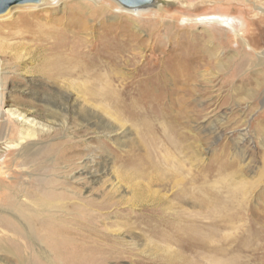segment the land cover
<instances>
[{
	"label": "rangeland",
	"instance_id": "rangeland-1",
	"mask_svg": "<svg viewBox=\"0 0 264 264\" xmlns=\"http://www.w3.org/2000/svg\"><path fill=\"white\" fill-rule=\"evenodd\" d=\"M34 6L38 5H17L8 11L10 16L5 17L8 12L0 14V89L4 94L0 103L3 110L0 115V262L7 254L2 248H8L21 254L22 264H66L60 250L49 243L53 223L73 226L70 237H76L79 227L83 233L105 234V227L115 229L120 222L146 223L148 207L142 203L125 204L130 193L125 184L120 183L134 152L130 137L137 136L129 125L131 122L110 136L83 127L75 118L72 106L99 105L88 93V86L94 87L95 79L78 72L73 79L78 80L81 88L78 85L76 90L71 88L70 96L61 100L55 88L59 85L39 70L45 57L59 52L67 54L72 49L82 50L88 44L93 51L90 57H94L100 49L106 52L134 32L141 39L140 65L155 64L157 70L164 68L171 76L182 65L180 60L173 59L175 55L200 34H207L204 42L217 47L216 54L223 65L204 71V82L178 81L168 86L166 94L154 92L151 104L163 103L169 96L176 98L177 91L184 88L205 89L185 107L187 116L182 120L183 128L188 129L193 139L202 140L201 146L197 143L193 146V154L200 156L206 165L208 196L230 202L229 195L233 194L244 205L231 206L233 212L240 209L244 217L206 230L210 245L220 242L226 253L210 258L207 252L208 259L204 261L225 264L231 259L237 264H264V175L261 173L264 170V0H155L152 5L137 10H130L117 0H61L56 8L43 11L35 10ZM212 15L235 19L236 32L221 22H196L198 18ZM58 27L72 30L76 35L70 39L78 41V45H71L70 39H64L65 44L55 40L52 36ZM86 39L89 42L85 43ZM129 42L133 43V37L127 39V45ZM54 44L58 45L57 49ZM234 65L240 66L234 68ZM126 71L131 73L130 68ZM143 99L147 100L148 96ZM53 101L65 107V116L53 125L55 129L40 132L32 139L31 142H35L32 148L24 151L12 148L23 131L32 129L31 125L17 122L15 116L22 114L27 120L31 119V124L37 121L41 127H46V104ZM200 105L205 108L204 112H198ZM65 120L69 123L61 127ZM201 125L202 131H199ZM123 134H127L129 140L125 147L113 141ZM100 141L104 145H100ZM89 158L102 165L86 164ZM226 160L232 161L234 167L219 170L225 167ZM88 167L96 170L97 178L86 175ZM191 167L193 160L192 165L189 163L176 171L186 176ZM241 186L245 188L240 189ZM189 210L193 215L197 213L194 208L189 207ZM210 210L208 207L203 214L207 225L218 219ZM24 212L31 213L33 224V234L25 240L36 251L40 246L47 248L50 255L43 261L27 243L17 238L10 225L20 223L19 218L25 220ZM74 218L76 221L72 220ZM70 220L71 224L67 222ZM61 237L64 236L54 239ZM73 244L75 242L68 238L62 241L63 246L75 252L71 264L101 262L103 251L83 255ZM163 245L175 247L174 243ZM148 256L140 247L120 258L118 264H134L135 258L146 261ZM192 258L202 262L199 257L192 255ZM159 262L155 264H163ZM14 263L9 261V264Z\"/></svg>",
	"mask_w": 264,
	"mask_h": 264
},
{
	"label": "bare ground",
	"instance_id": "bare-ground-1",
	"mask_svg": "<svg viewBox=\"0 0 264 264\" xmlns=\"http://www.w3.org/2000/svg\"><path fill=\"white\" fill-rule=\"evenodd\" d=\"M60 1L40 0L38 3L26 4L38 5L33 8L36 7L35 10L43 11L47 8H56ZM128 9L137 10L139 8ZM10 14L8 12L5 17L10 16ZM196 22L214 24L221 22L223 26L236 32V29H234L235 19L227 16H204L196 19ZM189 23L191 24V22ZM72 32V30L58 27L55 28V35L52 37L65 44L64 39L68 40L76 35ZM131 37H133V43L129 42L127 45V39ZM206 37L207 34H200L199 37L194 38L192 43H188L186 47H183L182 52L175 55L173 59L180 60L182 65L172 76V73L165 71L164 68L157 70L155 64L140 65L138 61L140 52L138 50L142 47L140 44L141 39L134 32L133 35H127V39L121 40L119 44L113 47H109V45L106 52L100 49L101 52L94 54V57H90L93 52L91 44L85 45L86 48L82 50H71L69 47L71 51L67 54L59 52L52 57H45L39 70L48 80L59 85L55 88L59 91L61 100L68 98L70 96L69 91L74 90V88L76 90L77 85L80 87V83L76 82L78 80L73 79L78 72H83L89 78L95 79L96 83H92L94 87L88 86V93H91V96L99 102V105L93 107L89 103H84L81 106H72L75 118L77 117L81 121L80 124L83 127L104 132L107 136H110L109 134L123 129L128 122H131L129 125L131 129L137 132V136L135 138L130 137L131 148L134 152L126 163L128 167L125 166L122 173L123 178L120 181V183L125 184L130 193L125 198L124 203L127 205L142 203L148 207L149 211L146 223L137 221L133 223L120 222V224L115 225V229L105 227V234H101V232L83 233L79 227L75 232L76 237H70V233L74 232L73 226H68L65 223H53V235L49 243L60 250L62 257L64 256L63 259L67 260L66 264H71V258L75 257V252L69 246L62 245L64 238L74 241L75 244L73 245L83 255L103 251L104 256L99 264H110L112 262V264H118L120 258L131 255L134 250L140 247L148 253L149 258L146 261L135 258L134 264H155L159 261H162L159 263L163 264H206L204 259L207 258V252L210 258L226 253L220 242L210 245L206 230L209 228L217 229L220 226L219 224H230L236 222V219L244 217L239 211L240 209H238L239 212H233L234 208L231 207L239 205L238 207L241 208L244 205L239 201V198H234L233 194L229 195L228 200L230 202L222 200L220 197L215 200L213 197L208 196V189L205 185L207 175L204 174L206 173V165L202 163L200 156L193 154L195 151L193 146L196 147V143L201 146L202 140L200 142V139H193L188 129L183 128V119L187 116L185 107L193 102V99L196 100L195 97H200L205 89L197 87L184 88L177 91L179 94L176 98L169 96L163 103L151 104V96L154 92L166 94L168 86L175 85L178 81L204 82L206 78L204 71H213L223 65L216 54L217 47L204 42ZM57 41H54V43H57ZM87 42H89L88 39L85 43ZM78 43L75 39H70L71 45H78ZM54 48L57 49L58 45L54 44ZM168 49L170 50V48ZM174 66L178 68L177 65ZM238 66L240 65H234L233 67ZM139 67L141 68L139 69ZM126 68H130L131 73H128ZM3 95L0 89V103L3 102ZM145 96H148L147 100L143 99ZM46 98L48 99L50 96ZM98 106H101V108H98ZM46 109L48 111L46 127H41L37 121L31 124V119L27 120L22 114L15 116L17 122L24 126L31 125L32 129L23 131L20 134L21 139L12 148H21L24 151L34 147L35 142H31L32 139H36L40 132L54 130L53 125L59 121L60 117L65 116V107L58 105L57 102H48ZM197 110L202 112L205 108L200 105ZM2 114L3 110L0 107V115ZM65 122L66 124L69 123L68 120H65L62 122L61 127H65ZM202 127V125L198 127V130L202 131ZM128 131L130 130L128 129ZM113 141L124 147L129 144L127 134L117 135V138L115 137ZM100 142V145H104L102 141ZM236 155L241 157L237 152ZM192 160L193 168L188 169V175L180 176L176 168H186L189 163L192 165ZM229 161H224L225 167H219V170L227 171L233 168L234 164ZM95 162L94 159L89 158L86 164H95ZM101 163L96 162V165H102ZM95 171L88 167L86 175H91L95 179L97 178ZM261 173L263 176L264 170ZM243 188L245 187L241 186L240 189ZM189 207L194 208L197 213L193 215ZM208 207H211L210 212L218 217L210 225L204 222L203 217L205 209ZM23 217L25 220L19 218L20 223L11 222L10 225L14 228L17 238L28 244L25 239L28 235L33 234L32 215L30 212H24ZM72 220H75V218ZM67 222L71 224V220ZM42 225H45V222ZM4 233L3 231L2 234L4 235ZM110 235H114L113 238ZM57 236L64 237L54 239ZM167 243H174L175 247L163 245ZM28 245L32 251L37 252L41 261L50 255H48L45 246H40L39 250L36 251L30 243ZM2 250H5L7 254L5 255L6 259L0 264H9L10 260L15 262L14 264H22L19 252L8 248H2ZM22 250L26 251L24 248ZM67 250L68 256L66 255ZM186 252H189V254ZM192 255L199 257L202 262L195 261ZM225 264H237V262L229 259Z\"/></svg>",
	"mask_w": 264,
	"mask_h": 264
},
{
	"label": "water",
	"instance_id": "water-1",
	"mask_svg": "<svg viewBox=\"0 0 264 264\" xmlns=\"http://www.w3.org/2000/svg\"><path fill=\"white\" fill-rule=\"evenodd\" d=\"M127 8H142L153 4L154 0H117ZM40 0H0V14L5 13L11 7L26 3H38Z\"/></svg>",
	"mask_w": 264,
	"mask_h": 264
}]
</instances>
